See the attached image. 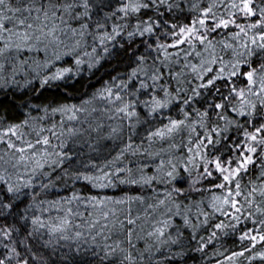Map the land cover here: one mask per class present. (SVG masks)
Returning a JSON list of instances; mask_svg holds the SVG:
<instances>
[{
	"label": "snow or ice",
	"instance_id": "6c2138e0",
	"mask_svg": "<svg viewBox=\"0 0 264 264\" xmlns=\"http://www.w3.org/2000/svg\"><path fill=\"white\" fill-rule=\"evenodd\" d=\"M5 89L21 93L22 118L0 110V264H68L60 242L78 254L89 238L96 264H142L136 220L117 206L144 198L100 193L153 185L164 219L149 236L178 245L179 229L161 238L182 216L197 252L239 233L240 250L217 264H264V0H0ZM56 182L88 192L40 199ZM192 192L210 194L194 205L199 223L182 212Z\"/></svg>",
	"mask_w": 264,
	"mask_h": 264
},
{
	"label": "trees",
	"instance_id": "16d2710c",
	"mask_svg": "<svg viewBox=\"0 0 264 264\" xmlns=\"http://www.w3.org/2000/svg\"><path fill=\"white\" fill-rule=\"evenodd\" d=\"M108 69H110V65L104 64L97 71L96 77L99 78V82L96 84L97 87H100L101 83L107 79L106 71ZM45 95L48 98H51L52 94L46 93ZM20 96L21 93L19 91L15 92V97H13L12 90L5 89L0 91V110L7 109L11 117L21 119L22 116L19 115L18 110L11 103L13 98H15L17 103H19ZM97 107L102 109L103 104H98ZM33 114L35 115V113ZM94 116L107 122L106 118L100 113L94 114ZM56 119H59V117ZM141 119H143V117H141ZM153 124H157V122L154 121ZM147 127H149L147 124L140 127L139 135L136 137L137 142H139L140 137L144 135V129ZM180 139L181 137L177 136L175 142L179 144ZM168 148V142H160L154 145L155 151H160L161 149L167 151ZM114 154L115 152L113 151V155ZM140 159L143 158L141 157ZM154 166L155 165L152 164V168H154ZM149 174H151V169L149 170ZM57 175H59V169L53 172L52 179L54 181ZM45 182H47V180H45ZM37 190L39 191V189ZM73 190L82 191L85 194L88 192V189H84L81 183H77L73 186L71 182H56L55 187L49 188L46 192H41L39 198L44 200H59L61 197L72 195ZM91 191L93 194L96 192L94 189ZM125 193L129 196H142L144 198L142 201H132L130 205L117 206V215L120 219H125V217L130 214L131 217L136 220V224L129 227L134 228L133 243L136 244L137 249L143 252L145 256V261H143L142 264H217V260L223 259V256H221L220 253H225L227 255L230 254L231 251L240 250V243L236 238L239 235L238 232L235 235L229 234L227 236H225L222 232H218V238L213 241V243L209 244L203 252L195 251V248L198 245L196 241H190L191 228L184 227L182 216L173 217L171 221L172 227L166 229V233L168 235L165 238H161V240L175 239L177 236V229H179L182 232L180 243L178 245L162 243L161 241H158L155 236H149L148 233L152 232L154 228L160 227L161 225L157 224V221L164 219L161 215L162 209L149 207V205L156 202L157 193L160 194V198H163L164 186L153 185L151 188H129L127 186H121L115 189H105L100 194L120 198L123 197ZM209 198L210 194L208 192H204L203 196H201L200 193L192 192L187 200L181 198L183 204L188 206L182 208V212L190 215L193 222L199 223V221H196L195 219L198 212L194 205L201 199L207 201ZM81 211H84V209L81 208ZM53 215H55V213H53ZM200 219L202 220L203 217L201 216ZM213 222L214 221H210L208 226L199 228L198 235L204 237L210 235L212 231L211 225ZM76 223H79V220H77ZM85 236H87L86 231ZM113 239H124V236L114 235ZM79 243L81 245V251L78 254L75 252L76 242L74 241H61L57 252L58 254L62 253L68 256V264H73V262L74 264H96L90 250V238L89 244H85L83 240L79 241ZM260 247L261 246L258 244L257 248L260 249ZM181 249L186 253L183 259H173V253L180 251ZM39 255L44 256L45 258L51 256V259L59 258L58 255H52V249H40ZM238 264H247V261L244 260V258H240ZM255 264H260V262L256 261Z\"/></svg>",
	"mask_w": 264,
	"mask_h": 264
}]
</instances>
